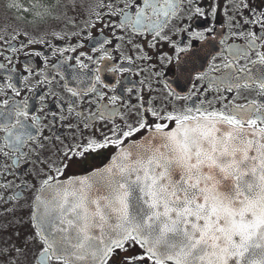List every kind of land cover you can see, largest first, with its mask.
I'll list each match as a JSON object with an SVG mask.
<instances>
[{
    "label": "flooded vegetation",
    "instance_id": "1",
    "mask_svg": "<svg viewBox=\"0 0 264 264\" xmlns=\"http://www.w3.org/2000/svg\"><path fill=\"white\" fill-rule=\"evenodd\" d=\"M175 3L166 16L164 0H0V173H13L0 176V264H40L31 217L50 167L63 161L62 179L87 177L117 152L67 161L65 151L150 120L143 107L226 112V104L264 103L253 83L264 79V64L253 63L264 53V0ZM8 131L21 138L19 150Z\"/></svg>",
    "mask_w": 264,
    "mask_h": 264
},
{
    "label": "snow or ice",
    "instance_id": "2",
    "mask_svg": "<svg viewBox=\"0 0 264 264\" xmlns=\"http://www.w3.org/2000/svg\"><path fill=\"white\" fill-rule=\"evenodd\" d=\"M164 3V15H175V0ZM253 63L264 64V53ZM253 83L264 96V79ZM225 108L143 107L150 120L116 125L112 135L65 151L67 161H84L117 150L87 177L62 179V161L42 178L31 217L38 230L30 238L42 245L40 264H264V103ZM6 134L19 150L21 138Z\"/></svg>",
    "mask_w": 264,
    "mask_h": 264
},
{
    "label": "water",
    "instance_id": "3",
    "mask_svg": "<svg viewBox=\"0 0 264 264\" xmlns=\"http://www.w3.org/2000/svg\"><path fill=\"white\" fill-rule=\"evenodd\" d=\"M114 156H115V155H114ZM114 156H113V157H114ZM113 157H112V158H113ZM112 158H111V159H112ZM111 159H110V160H111ZM108 163H109V162H108ZM108 163H107V164H108ZM107 164H106V165H107ZM106 165H105V166H106ZM105 166H104V167H105ZM104 167H103V168H104ZM37 230H38V229H37Z\"/></svg>",
    "mask_w": 264,
    "mask_h": 264
}]
</instances>
